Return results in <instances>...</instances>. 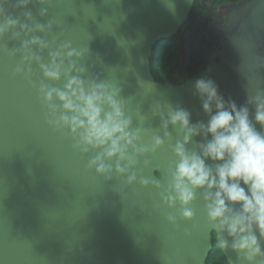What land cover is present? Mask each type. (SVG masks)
I'll list each match as a JSON object with an SVG mask.
<instances>
[{
	"label": "water",
	"instance_id": "obj_1",
	"mask_svg": "<svg viewBox=\"0 0 264 264\" xmlns=\"http://www.w3.org/2000/svg\"><path fill=\"white\" fill-rule=\"evenodd\" d=\"M194 1L29 0L23 5L24 0H0V22L11 17L33 29L50 24L43 33L30 35L47 40L51 50L69 43L85 51L77 62L85 69L81 78L117 83L120 98L128 102L131 128L139 125L138 112L146 117L140 143L147 144L151 135L160 134L159 115L151 114L156 101L187 109L193 123L207 119L194 92L197 79H212L219 94L237 106L264 88V0L233 11L220 33L226 47L218 61L180 84L155 81L153 49L178 33ZM18 31L17 26L0 37V264H206L213 225L199 192L191 205L194 218L170 225L165 216L176 210L159 206L160 192L138 183L141 176L155 180L159 172L156 182L167 185L174 159L168 142L144 157L150 162H141L131 185L126 177L113 173L105 181L88 169L95 153L74 151L67 130L54 131L46 123L47 109L38 93L42 74L35 63H23L27 50L21 44L30 37L19 33L13 39ZM34 53L48 62L47 50L35 52L34 47ZM18 66L30 68V74L13 75ZM44 82L62 88L64 80ZM143 83H151L154 91L145 95ZM249 111L251 119L252 106ZM168 131L175 137L171 126ZM219 249L227 263L235 264L233 252Z\"/></svg>",
	"mask_w": 264,
	"mask_h": 264
},
{
	"label": "clouds",
	"instance_id": "obj_2",
	"mask_svg": "<svg viewBox=\"0 0 264 264\" xmlns=\"http://www.w3.org/2000/svg\"><path fill=\"white\" fill-rule=\"evenodd\" d=\"M27 3L29 0H24L23 5ZM45 14L46 10H41L40 15ZM25 18L31 20L30 13ZM17 26L19 31L12 33L13 39L19 33L30 37L21 44L27 50L23 63H35L42 74L38 93L47 109L46 123L54 131L67 130L74 141V151L81 155L95 153L87 162L88 169H94L105 181L113 173L126 177L125 182L131 185L137 182L136 169L141 162H150L144 157L168 142L174 159L168 167L167 185L162 188L156 182L160 180L159 172L154 173L155 180L143 176L138 180L141 187L151 185L160 192L159 206L176 210L165 216L167 223L176 225L178 218L192 220L195 211L191 205L199 192L203 212L213 225V239L219 238L216 246L233 252L235 264H264V88L248 94L245 104L237 106L231 98L225 100L219 94L212 79H197L193 88L207 119L193 123L187 109L156 101L151 114L159 115L160 134L151 135L149 143L141 144L144 129L140 125H144L146 117L138 112L139 125L132 129L128 102L120 98L117 83L81 78L85 69L77 62L85 51L69 43L57 44L51 50L47 40L30 35L43 33L46 27H52L50 24H36L33 29L11 17L0 22V37ZM34 47L35 52L47 50L46 64L34 53ZM22 71L28 76L31 69L18 66L13 75ZM61 79L62 88L44 82ZM146 84L150 88L145 89ZM141 87L145 95L154 91L151 83ZM249 106L254 109L251 119ZM169 126L175 137L168 131ZM190 143L194 144L192 148L188 147Z\"/></svg>",
	"mask_w": 264,
	"mask_h": 264
},
{
	"label": "flooded vegetation",
	"instance_id": "obj_3",
	"mask_svg": "<svg viewBox=\"0 0 264 264\" xmlns=\"http://www.w3.org/2000/svg\"><path fill=\"white\" fill-rule=\"evenodd\" d=\"M251 0H234L218 5L217 7H208L198 18L197 21L190 18L183 23L178 33L169 38L174 40V52L176 54L177 69L173 76L166 75L164 71H158L161 77L166 81H157L160 83L180 84L185 79L202 71L210 61H218L222 54L224 42L220 39V33L225 26L227 19L238 8L248 4ZM151 69V66H150ZM152 73V72H151ZM153 75V73H152ZM155 81L156 78L153 75ZM160 77V78H161ZM171 79L172 81H167Z\"/></svg>",
	"mask_w": 264,
	"mask_h": 264
},
{
	"label": "trees",
	"instance_id": "obj_4",
	"mask_svg": "<svg viewBox=\"0 0 264 264\" xmlns=\"http://www.w3.org/2000/svg\"><path fill=\"white\" fill-rule=\"evenodd\" d=\"M234 0H196L193 10L191 12L190 18L197 21L198 18L205 11L208 10V7H217L218 5L224 4ZM208 13V11H207ZM174 40L164 39L157 43L153 49V55L150 60L151 72L156 78V81H166L163 77L157 74L158 71H164L166 75L173 76L177 69L176 54L174 52ZM161 77V78H160ZM172 81L167 79V81ZM212 250L207 257L206 264H228L225 260L224 255L221 250L218 248L216 241L212 240Z\"/></svg>",
	"mask_w": 264,
	"mask_h": 264
}]
</instances>
